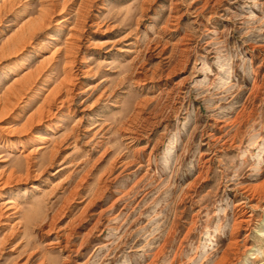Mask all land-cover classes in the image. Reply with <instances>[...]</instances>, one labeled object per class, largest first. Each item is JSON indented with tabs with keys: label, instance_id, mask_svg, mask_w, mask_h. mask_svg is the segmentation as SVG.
<instances>
[{
	"label": "rangeland",
	"instance_id": "1",
	"mask_svg": "<svg viewBox=\"0 0 264 264\" xmlns=\"http://www.w3.org/2000/svg\"><path fill=\"white\" fill-rule=\"evenodd\" d=\"M0 264H264V0H0Z\"/></svg>",
	"mask_w": 264,
	"mask_h": 264
},
{
	"label": "bare ground",
	"instance_id": "2",
	"mask_svg": "<svg viewBox=\"0 0 264 264\" xmlns=\"http://www.w3.org/2000/svg\"><path fill=\"white\" fill-rule=\"evenodd\" d=\"M42 143V142H41ZM28 167V166H27Z\"/></svg>",
	"mask_w": 264,
	"mask_h": 264
}]
</instances>
